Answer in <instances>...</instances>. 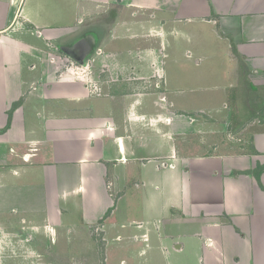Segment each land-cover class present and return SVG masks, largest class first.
Listing matches in <instances>:
<instances>
[{
	"label": "crops",
	"instance_id": "obj_1",
	"mask_svg": "<svg viewBox=\"0 0 264 264\" xmlns=\"http://www.w3.org/2000/svg\"><path fill=\"white\" fill-rule=\"evenodd\" d=\"M197 23L226 46L215 92L261 103L238 115L241 146L209 125L183 140L188 124L218 123L228 136L236 120L219 121L218 102L179 105L182 88L166 73L165 38ZM143 37L141 51L158 54L150 65L164 54L162 73L142 76L146 90L113 95L70 71L53 78L97 56L103 70H138L126 51ZM263 164L264 0H0V260L17 245L26 251L8 254L13 264H264ZM138 242L137 258L122 254Z\"/></svg>",
	"mask_w": 264,
	"mask_h": 264
},
{
	"label": "rangeland",
	"instance_id": "obj_2",
	"mask_svg": "<svg viewBox=\"0 0 264 264\" xmlns=\"http://www.w3.org/2000/svg\"><path fill=\"white\" fill-rule=\"evenodd\" d=\"M198 31L200 32L201 36L198 35ZM186 33H187L186 36L177 35V36L165 38L166 46L164 47L165 53H166L165 55L166 73L167 75L168 74L171 75L172 79L175 78L174 82L178 84L179 86H181L182 88L178 90V92H180L179 93L180 95L179 105L182 104L187 109H192L197 106L200 108L208 107L206 109H213L214 106L212 107V105L216 106L219 103V106H220L219 109H220V114H221L219 121L223 120V122H225L227 120L230 124V121H232L234 118L236 120L228 136L225 130L224 131L220 130V125L218 123L211 125V121H204V122H207V126L205 124L206 127L202 129L197 128L196 132L193 127V124L191 125L188 124L187 126L188 128L186 130L187 136L183 140H185L186 142L195 141L196 134H199V136L201 137H203L204 134L206 133L209 135V131H204V130H207V128L211 126L213 128V135L215 134L214 136H217V141L218 140L219 141L221 140V142L224 141L223 144L224 143L228 144L229 142H231L233 145L238 146L237 144H239L241 146L242 141L240 140V138L241 137L243 138V134L237 133L240 130V127L235 128L237 126L236 122H238V118H239L238 115L242 113L247 114L248 110L252 113L254 107L257 108L261 103L260 101H258V99L257 101H254L253 99L252 101L242 100V99H235L233 101L232 99H230L234 97V95L231 93H229L228 95L223 94L224 97L219 96L218 93L215 92V89L217 88V85H218V81H220V79H224L222 76L224 75L226 77V72L229 71V69H227V64L225 62L226 55L223 53L226 47L225 44L222 41L218 40L217 36L212 32L210 25L204 26L200 23L199 24L197 23L195 26L189 27L186 30ZM128 44H129L128 45L129 49H127L126 52L130 50L131 54H133V60L139 59L142 61L143 65H141V67L138 70H133L131 72L128 70L127 71L122 70L123 71L122 73H121V70H117V69H112L109 71L103 70L101 69L100 66H98L99 64L98 56L96 57L95 59L96 62L93 65H88V67L86 68H81L80 66L79 67L77 66L78 68H73V70L75 69V71H79L80 72L79 76L82 77L81 79L83 80L86 79L88 82V85L92 87L93 90H96L99 87V85H102L104 83L107 84V86L109 87L110 93H112L113 95H118L119 93L120 94L125 93L126 91L130 92L131 89L137 90L138 92L142 90H146L147 87H149L148 84L150 82L145 81L146 78L144 77H149L150 75H154V73L157 76L158 73H162L163 63L161 62L163 60V56H162L163 53L161 54L160 52L159 57L161 58V60L156 61L158 63L157 65L158 67L155 68L152 65H150V62L152 61V58L154 59L153 56L157 57L158 54L155 52H150L151 54L149 56L147 52L144 53L143 51H141L146 48L144 37L142 38V42L140 41V42L134 43L132 40ZM142 44L144 46H142ZM187 51L190 52L189 55L185 54ZM124 54H123V58H125ZM126 58L127 60H130V57L128 55L126 56ZM107 59L110 60V58H107ZM111 59L114 60L113 58ZM196 61H199L201 63L196 64ZM74 65L76 66L78 64H74ZM218 65H220V67H218ZM67 67L68 66L65 63L61 64L58 70L59 73L57 74L55 73L53 78L56 79L58 75L64 71L72 72L71 69L69 68L70 69L69 70ZM142 76H144L143 79H142ZM129 77L131 78L138 77V80L130 79L132 81L138 82V85L133 84V86H129V84L126 85L122 83V80L123 82H128ZM162 80L163 78L159 80L156 79L157 85L155 84L150 85V89H152V93L155 96L158 95L160 92H162L166 88ZM119 82H121L120 86L118 85ZM116 85L119 87V89H117L116 91L112 90L114 88H117ZM220 97H222V99H219ZM237 98H241V97L239 96ZM197 120H201V118L198 117ZM223 126H224V123H223ZM201 139L204 140V138H201ZM233 141H235V143H233ZM236 150L242 151L241 149H236ZM0 178H1V185H0V189H1L2 183H3L2 176H0ZM10 190H12L11 187L7 190L9 194L11 193ZM108 190H110V192L113 193L114 192L113 186L111 185V187L108 188ZM11 195L14 196L12 193ZM0 199H1L0 201L1 204L3 203L9 204V200L4 199V202H2L3 198H0ZM43 200L45 201V199ZM10 204L11 205L16 204L17 207L20 206V202L19 201L14 202L13 199L12 201H10ZM141 247H142V243L138 242L134 246L125 247L123 249L122 254L132 256V257L135 256L137 258V256L135 255V251L139 250ZM114 248L115 246H110V249L114 250ZM22 249L23 248L18 249V246L16 245L14 249H13V246H10L9 249L7 248V250H4L1 260H0V264H13L12 263L13 261H11L7 257L8 254L12 255V257L14 258V262L18 261L20 257H22V255H20L22 253L21 252ZM14 250H16V254H17L16 256H15V253H11L12 251L14 252ZM28 262H31V261L28 259ZM58 262L61 263L62 261L59 260ZM65 262L66 261H63L62 263H65ZM113 264H119L118 257L113 258Z\"/></svg>",
	"mask_w": 264,
	"mask_h": 264
},
{
	"label": "trees",
	"instance_id": "obj_3",
	"mask_svg": "<svg viewBox=\"0 0 264 264\" xmlns=\"http://www.w3.org/2000/svg\"><path fill=\"white\" fill-rule=\"evenodd\" d=\"M17 103H14L12 108L16 106ZM264 170V164L263 165H257V168L254 170L255 175H259Z\"/></svg>",
	"mask_w": 264,
	"mask_h": 264
},
{
	"label": "built area",
	"instance_id": "obj_4",
	"mask_svg": "<svg viewBox=\"0 0 264 264\" xmlns=\"http://www.w3.org/2000/svg\"><path fill=\"white\" fill-rule=\"evenodd\" d=\"M76 68H78V67H76ZM69 70H70V69H69ZM71 71H72L73 73H75L76 75L80 74L79 71H75V69L73 70V68H71Z\"/></svg>",
	"mask_w": 264,
	"mask_h": 264
},
{
	"label": "water",
	"instance_id": "obj_5",
	"mask_svg": "<svg viewBox=\"0 0 264 264\" xmlns=\"http://www.w3.org/2000/svg\"><path fill=\"white\" fill-rule=\"evenodd\" d=\"M79 64L84 65L85 64V59L81 60V61H77Z\"/></svg>",
	"mask_w": 264,
	"mask_h": 264
},
{
	"label": "flooded vegetation",
	"instance_id": "obj_6",
	"mask_svg": "<svg viewBox=\"0 0 264 264\" xmlns=\"http://www.w3.org/2000/svg\"><path fill=\"white\" fill-rule=\"evenodd\" d=\"M90 53H92V52H90ZM92 54H93V53H92ZM71 55H72V56H78V54L75 53L74 51L71 52Z\"/></svg>",
	"mask_w": 264,
	"mask_h": 264
}]
</instances>
